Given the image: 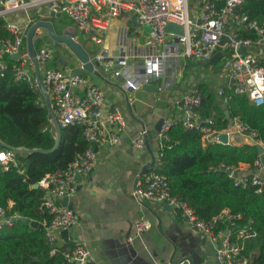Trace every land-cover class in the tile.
<instances>
[{
	"label": "built area",
	"instance_id": "1",
	"mask_svg": "<svg viewBox=\"0 0 264 264\" xmlns=\"http://www.w3.org/2000/svg\"><path fill=\"white\" fill-rule=\"evenodd\" d=\"M241 2L242 0H224L223 5H218L216 0H202L197 21L190 16L189 0H0V16L5 19L6 13L26 8H33L40 14L45 7L50 12L66 15L78 28L87 31L104 27V20L100 18L98 12L106 11L108 16L113 18L124 12L135 15L140 24H148L151 28L149 50L136 70L122 69L114 72L115 75L123 74V85L130 91L154 78L161 77L165 62L175 61L180 57L209 60L216 52L219 41L227 38L229 54L223 61V69L232 83L230 89L235 94H246L251 102L260 105L264 102V63L259 62L258 57L248 49L253 44H264V25L256 20H249L246 15L234 14L237 5ZM232 15L238 26L254 30L258 37L243 38L237 31L228 33L226 27ZM169 22L181 25L183 34L166 32L165 26ZM5 23L12 38L0 39V75H3L7 68L5 57L18 53L11 66L14 81L26 82L34 91L42 95L34 70H31L33 62L28 52H20L24 38L23 30L7 19ZM91 38L95 42L101 41L96 33ZM51 57V50L47 47L43 46L36 50V58L40 66L47 63ZM108 65L109 62H106V66ZM41 84L47 93L51 94L52 113L59 125L81 126L88 142L84 150L74 154L65 169L46 173L38 181V185L45 190L41 207L51 214L50 220L43 225L46 241L52 247L53 253L57 248L56 233L71 228L77 220L74 210L62 203L63 198L70 197L78 176L94 167L97 160L95 147L98 144L110 145L119 142L126 123L119 107L106 105L104 93L98 86L89 83L85 75L78 74L68 67H46L41 74ZM219 94L223 95L224 90L219 89ZM201 97L198 88L189 89L182 94V108L185 114L182 125L185 128L198 130L204 144L221 143L219 136L222 133H226L228 137L238 133L246 136L251 144L264 149L262 142L256 138L255 131L238 117L231 118L224 129L212 128L213 118L210 116L202 118L197 111ZM224 99L227 100L228 96ZM51 120L49 115L50 127ZM173 122L170 118H164L160 131L156 133L160 150L163 149L162 142L167 139V131ZM147 135V129L142 128L133 145L143 148ZM15 151L14 148L4 146L0 142V165L4 168H8L10 164L17 166ZM254 164L256 167H261L263 162L258 158ZM18 170L20 173L23 172L22 168ZM229 173L231 176H236V184L245 186L247 182H251L260 188L264 187V181L256 174L239 176L233 169ZM132 195L139 202L150 200L165 204L173 209V212L180 216L192 231L204 234L212 242L219 240L216 247L219 264L247 263L248 259L240 254L238 242L231 239V231L215 230L217 220L232 225L233 219L238 217L228 209H223L211 221L199 219L192 207L171 194L166 177L155 171H149L143 180L135 183ZM17 216L19 215H7L6 209L0 206V226L12 223ZM148 225L147 220L140 218L134 222L133 228L136 234H140ZM248 234L246 229H238L235 232L237 238H244ZM64 256L68 264H98L85 242L65 250Z\"/></svg>",
	"mask_w": 264,
	"mask_h": 264
},
{
	"label": "crops",
	"instance_id": "2",
	"mask_svg": "<svg viewBox=\"0 0 264 264\" xmlns=\"http://www.w3.org/2000/svg\"><path fill=\"white\" fill-rule=\"evenodd\" d=\"M201 1L189 0L190 16L196 21ZM219 1L216 0L217 4ZM98 15L104 20V27L87 31L78 28L66 15L52 13L45 7L40 14L33 8H26L11 11L9 17L5 16L23 30L26 41L21 44V53L28 52L30 27L37 21H46L51 23L57 36L72 34L93 62L104 56L101 66L94 67L93 72L84 70L83 75L103 91L107 106L119 107L126 123L122 139L115 144H98L94 167L78 176L69 197L77 220L68 229L67 239L61 232L56 233L55 245L67 243L72 249L73 245L85 242L98 264H219L216 255L219 240L212 242L204 234L192 231L173 209L163 203L137 201L132 190L135 183L143 180L158 164L159 140L153 135L160 118L173 121L184 118V110L179 105L182 94L203 84L216 94L217 99H221L223 95L219 94V89L231 88L232 83L223 69V61L228 55L214 62L186 57L165 62L162 76L149 81L158 90L147 91L141 84L130 91L123 85V74L115 75L114 72L122 69L134 71L141 64L138 59H142L150 47L149 33L142 26L135 25L131 20L132 14L128 12L115 18L109 17L106 11L98 12ZM60 17L66 24H59ZM238 27L232 15L226 31H237ZM95 33L100 42L92 40ZM36 39L41 40L38 48L47 47L52 55L47 63L40 66L41 74L46 67H53L51 64H55L54 68L68 67L75 72L81 67L71 49L65 43L55 41L46 28H36L32 36L33 45ZM116 50L123 53L118 62L113 58ZM228 50L225 44L219 45L216 51ZM248 51L264 63V44H253ZM126 58L131 59L132 67L126 65ZM106 62H109L108 66ZM31 70H34V65ZM48 95L51 97L50 93ZM144 127L148 131L146 143L143 148H137L133 141ZM228 143L239 145L250 141L246 136L235 133L228 137ZM261 160L263 165L254 170L241 163L238 175L256 174L264 181V153H261ZM140 218L147 220L149 225L144 232L136 234L133 224Z\"/></svg>",
	"mask_w": 264,
	"mask_h": 264
},
{
	"label": "trees",
	"instance_id": "3",
	"mask_svg": "<svg viewBox=\"0 0 264 264\" xmlns=\"http://www.w3.org/2000/svg\"><path fill=\"white\" fill-rule=\"evenodd\" d=\"M224 4V0L218 2ZM237 15H246L264 25V0H242ZM0 16V39L12 38ZM240 37L255 39L256 32L239 26ZM26 37L22 39V44ZM36 39L34 46H40ZM7 68L0 75V142L4 146L25 149L15 151L17 166L0 165V206L7 215L17 214L38 221L42 226L15 220L0 226V264H68L64 251L71 245L63 243L51 252L45 237L44 223L51 214L41 207L45 190L34 187L49 172L65 169L77 151L88 146L83 129L78 125L60 126L58 137L50 127L49 111L44 97L26 82L14 81L12 55L6 57ZM55 67V64H51ZM201 103L197 111L202 118L212 117V128L221 130L230 119L238 117L247 122L264 146V102L255 105L246 94H235L231 89L223 97L200 84ZM50 102H52L50 100ZM224 105V107H223ZM228 112V116L225 114ZM167 139L159 149V160L151 170L163 174L171 194L193 208L199 219L211 221L223 209L238 217L233 224L223 220L215 222V230L231 231V239L240 246L246 264H264V187L247 182L235 183V175L227 170L237 169L241 163L255 169V160L261 158L258 147L251 143L204 144L198 130L185 128L182 120H175L167 131ZM19 168L23 172H19ZM238 173V172H237ZM246 229L249 234L237 238L235 232ZM75 245L72 246V248Z\"/></svg>",
	"mask_w": 264,
	"mask_h": 264
},
{
	"label": "water",
	"instance_id": "4",
	"mask_svg": "<svg viewBox=\"0 0 264 264\" xmlns=\"http://www.w3.org/2000/svg\"><path fill=\"white\" fill-rule=\"evenodd\" d=\"M238 12V10L236 9L234 11V14H236ZM53 13V12H52ZM131 20L132 22H134L135 25L137 26H142L143 29L146 31V32H150L151 31V28L148 24H140L137 19H136V16L135 15H132L131 17ZM38 27H44L46 28L48 31H49V34L50 36L57 42H63L65 43L70 49L71 51L78 57L79 61L81 62V67L79 69H77L76 73L78 74H83V71L84 70H88V71H95L93 68L94 67H99L101 66V61H103V57L101 56V60L100 59H96L94 62L90 59V57L88 56V54L86 53V51L82 48V46L75 41V39H73V35L72 34H65L63 36H57L54 31H53V28H52V25L51 23L49 22H46V21H37L35 22L31 27H30V30L28 32V37H27V40H28V54L30 56V59L32 60L33 62V65H34V73H35V76L37 78V81L39 82V85H40V88H41V92H42V95L45 99V102H46V105H47V108H48V111H49V115L51 117V131L52 133L58 137V134H59V129H60V125L57 121V119L53 116V113H52V106H51V102H50V97L47 93V91L43 88L42 84H41V71H40V65H39V61L38 59L36 58V48L35 46L33 45V42H32V36H33V33L35 32L36 28ZM165 31L166 32H173L175 34H178V35H181L183 34V27L181 25H178V24H175V23H167V25L165 26ZM227 42V38H223L219 41V45L220 46H224ZM123 55L122 51L121 50H116L113 54V58L115 60V62H118L119 60H121V56ZM223 55H228V51H225V52H222V51H216L212 57L208 60L209 62H214L216 60H218L219 58H221ZM18 56V53H15L13 54V58H17ZM138 62L142 63V59H138ZM125 63L127 66L129 67H132L134 64L133 62L131 61V59L129 58H126L125 59ZM136 70V69H134ZM143 89L147 90V91H156L158 90V87L155 86L154 84H152L151 82H146V83H143L142 85ZM153 88V89H151ZM179 105L182 106V100L179 102ZM224 107V105H223ZM225 114L226 116H228V112L225 110ZM163 120L164 118H160V120L158 121V123L155 125V132L158 133L160 131V128H161V125L163 123ZM156 133L153 135L154 137H156ZM219 141L223 144H227L228 143V136L226 133H222L220 134L219 136ZM258 147V152L259 153H263L264 149L263 147H260V146H257ZM15 149V148H14ZM15 150H19V151H29V150H25V149H15ZM158 155V153L156 154ZM228 172H230V170H227ZM34 187H38V183H35L33 185ZM62 203L69 206L70 208L73 207V203L69 200V197H64L63 200H62ZM16 220H21L29 225H31L32 227H37V226H42V224H40L38 221H35V220H31L29 218H26V217H23V216H17L16 217ZM68 232L69 230L68 229H65V230H62L61 231V235L64 239H67L68 238ZM227 232V231H226ZM225 232V233H226ZM191 258V257H190ZM190 258H188L189 260H191ZM171 261H172V258H171ZM173 263V262H172ZM175 264V263H174Z\"/></svg>",
	"mask_w": 264,
	"mask_h": 264
},
{
	"label": "rangeland",
	"instance_id": "5",
	"mask_svg": "<svg viewBox=\"0 0 264 264\" xmlns=\"http://www.w3.org/2000/svg\"><path fill=\"white\" fill-rule=\"evenodd\" d=\"M5 16H6V17H9V12L6 13ZM59 24H61V25H62V24H66V23H65V20H64L63 17H60V18H59Z\"/></svg>",
	"mask_w": 264,
	"mask_h": 264
}]
</instances>
